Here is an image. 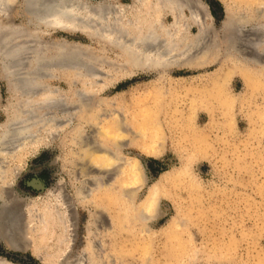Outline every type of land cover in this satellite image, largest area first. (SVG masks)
<instances>
[{
    "label": "rangeland",
    "instance_id": "374dc122",
    "mask_svg": "<svg viewBox=\"0 0 264 264\" xmlns=\"http://www.w3.org/2000/svg\"><path fill=\"white\" fill-rule=\"evenodd\" d=\"M22 1L15 0L10 7L13 26L24 27ZM199 1L204 9L199 25L190 22L187 7L182 9L183 27L188 31L185 42L198 43L190 52H204L211 57L210 63L190 69L136 71L107 84L92 101H107L109 107H103L132 130L124 134L127 140L119 154L135 159L142 170L144 181L133 196L135 206L150 185L157 183L164 189L155 217L141 228L131 223L129 205L108 195L100 201L101 193H95V201L104 204L100 219L109 218L111 229H93L100 233L104 250L117 256L114 264H141L143 258L147 264H264V76H255L259 82L253 85L244 79L246 69L233 68L225 51L221 1ZM236 5L244 2L238 0ZM165 17L170 24L171 17ZM48 36L96 49L78 32L57 31ZM1 71L0 63V124L22 99L20 94L12 96ZM63 77L59 74L51 85L71 96L80 86H67ZM76 122L63 126L56 136L44 134L38 143L33 139L8 160V167L17 172L10 173V185L24 204L39 207L53 200L58 186L78 214L70 258L82 249L86 216L95 210L74 195L81 179L74 173L75 153L83 149L76 148L69 135ZM155 131L162 132L158 139L162 149L150 155L142 149L140 137ZM54 225L46 234L36 230L29 234L30 245L24 251L10 250L0 242V255H14L12 264H42L31 250L39 245L40 250L55 253L60 245L56 242L59 228Z\"/></svg>",
    "mask_w": 264,
    "mask_h": 264
},
{
    "label": "bare ground",
    "instance_id": "6f19581e",
    "mask_svg": "<svg viewBox=\"0 0 264 264\" xmlns=\"http://www.w3.org/2000/svg\"><path fill=\"white\" fill-rule=\"evenodd\" d=\"M220 1L224 12L221 27L227 33L225 51L231 56L233 68L246 69L244 79L254 85L259 82L255 76H264V0H242L241 6L236 5L238 0ZM14 2L0 0L2 78L12 96H22L19 104L14 105L15 111L0 124V242L10 250L24 251L30 245L29 234L35 230L46 234L50 225L55 224L59 228L56 242L60 245L55 253L50 255L40 250L39 245L31 250L42 264H52L53 260L54 264H114L117 256L114 258L104 250L100 233L93 229L94 226L104 231L111 229L109 218L100 219L104 204L95 201V193H101L100 201L108 195L129 205L131 223L141 228L155 217L157 201L164 189L157 183L150 185L144 199L135 206L133 196L144 181L142 170L135 159L119 154L126 144L124 134L130 135L132 130L121 117L104 108L109 107L107 101L92 104L93 98L107 84L136 71L190 69L210 63L211 57L204 52H190L198 43L185 42L188 31L183 27L182 9L187 7L190 22L199 25L204 17L202 3L23 0L25 23L21 27L9 24ZM166 14L172 19L170 24L165 23ZM57 31L78 32L93 42L96 49L48 36ZM250 68L256 71H248ZM59 74H64L67 86L79 84L71 96L51 85ZM74 119L77 122L69 135L76 148H83L75 153L74 173L81 179L74 195L83 205L95 206V210L88 211L86 216L82 249L70 258L78 214L72 211L71 203L58 186L53 200L39 207L24 204V199L10 185V173L17 172L8 167V160L18 153L14 152L17 148L20 152L33 139L38 143L44 134L56 136ZM161 135L160 131L142 135V149L150 155L159 153ZM115 223L120 225L119 220ZM147 263L148 259L141 260V264ZM0 264L12 263L0 258Z\"/></svg>",
    "mask_w": 264,
    "mask_h": 264
},
{
    "label": "water",
    "instance_id": "95a60500",
    "mask_svg": "<svg viewBox=\"0 0 264 264\" xmlns=\"http://www.w3.org/2000/svg\"><path fill=\"white\" fill-rule=\"evenodd\" d=\"M14 255L10 254L9 258L4 256V255H0V258L7 261V262H10L12 263V261H10L11 259L10 258H13ZM18 262V261H17ZM14 264V263H13ZM16 264V263H15ZM18 264V263H17Z\"/></svg>",
    "mask_w": 264,
    "mask_h": 264
}]
</instances>
